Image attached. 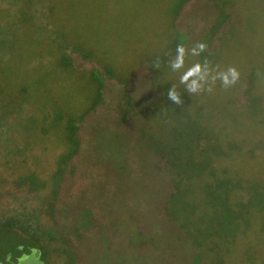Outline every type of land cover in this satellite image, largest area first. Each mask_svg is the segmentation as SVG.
<instances>
[{
	"label": "rangeland",
	"instance_id": "obj_1",
	"mask_svg": "<svg viewBox=\"0 0 264 264\" xmlns=\"http://www.w3.org/2000/svg\"><path fill=\"white\" fill-rule=\"evenodd\" d=\"M177 1L0 0L1 140L5 130L13 134L0 148V174L14 180L34 169L47 181L41 195L50 193L51 174L68 146L66 127L71 120L77 125L79 146L64 166L53 212L60 240L51 243L48 264H66L55 248L72 253L74 264H214L215 258L264 264L263 216L224 244L223 254L197 261L198 252L163 213L173 183L144 135L153 125L147 134L166 137L165 119L154 125L142 115L123 117L125 95L139 100L159 93L155 75L159 84L167 76L186 87L180 77L199 63L207 77L191 99L203 115L218 117L226 138L254 150L255 159L243 153L234 166L243 177L264 181V0H188L176 16ZM220 13L226 20L207 44ZM174 38L186 49L178 70L171 67ZM199 43L205 51L192 55ZM229 68L239 79L225 86L219 74ZM96 79L103 81L102 99L89 110ZM251 82L263 98L259 117L243 108ZM2 197L0 191L5 208Z\"/></svg>",
	"mask_w": 264,
	"mask_h": 264
},
{
	"label": "trees",
	"instance_id": "obj_2",
	"mask_svg": "<svg viewBox=\"0 0 264 264\" xmlns=\"http://www.w3.org/2000/svg\"><path fill=\"white\" fill-rule=\"evenodd\" d=\"M187 1H177L173 9L176 16ZM225 20L226 15L220 13L208 31L207 44L214 39ZM180 41L174 38V46H170L174 54ZM107 70L109 76H114L111 69ZM156 77H153V83L160 92L139 100L125 95L123 117L142 115L154 121V125L165 119L166 137L155 138L147 134L153 125L150 128L146 126L144 130L150 148L165 162L173 183V191L164 202L163 213L198 252L197 261L211 255L218 257L223 254L224 244H233L246 235L255 224L256 216H263L260 227L264 233V181L257 176L245 178L240 167L234 166V161L243 153L251 160L256 158V153L253 149L245 150L243 143L226 138L225 127L215 121L218 117L203 115L202 106L196 107L187 87L174 83L167 76L159 84ZM95 81L98 82L97 96L89 110H93L102 99L103 81ZM173 88L181 95L182 104H175L168 98V92ZM244 94L243 108L249 116L259 117L263 113V98L254 93L252 82ZM260 122L264 124V119ZM66 129L68 146L58 157L57 169L51 174L50 193L41 195L47 181L34 169L14 180L0 174V191L5 200V208L0 207V261L3 264H12L33 250H39L41 260L48 264L46 258L50 254L51 243L60 240L52 228L59 181L64 166L76 155L79 146L76 122L69 121ZM4 132L7 135L1 140L0 134V148L4 143L7 147L13 136L11 130ZM14 152L23 157L24 162L27 161L21 147L15 148ZM54 251L67 258L66 264H74L72 253L66 255L65 250L59 248ZM212 260L214 264H223L225 258Z\"/></svg>",
	"mask_w": 264,
	"mask_h": 264
},
{
	"label": "clouds",
	"instance_id": "obj_3",
	"mask_svg": "<svg viewBox=\"0 0 264 264\" xmlns=\"http://www.w3.org/2000/svg\"><path fill=\"white\" fill-rule=\"evenodd\" d=\"M206 49V44L200 43L191 48L192 55H199ZM177 55L172 62V69L178 70L184 67L186 49L182 45H178L176 49ZM207 72L201 64L197 63L189 68L180 77V82L185 84L189 93H197L203 88V83L206 80ZM215 79V78H214ZM219 79L225 86H231L239 79V72L235 68H229L226 72L219 74ZM168 98L175 104H182L181 95L173 88L168 92Z\"/></svg>",
	"mask_w": 264,
	"mask_h": 264
},
{
	"label": "water",
	"instance_id": "obj_4",
	"mask_svg": "<svg viewBox=\"0 0 264 264\" xmlns=\"http://www.w3.org/2000/svg\"><path fill=\"white\" fill-rule=\"evenodd\" d=\"M0 264L3 263L0 261ZM12 264H44V262L40 258L39 250H33L30 254L18 258Z\"/></svg>",
	"mask_w": 264,
	"mask_h": 264
}]
</instances>
